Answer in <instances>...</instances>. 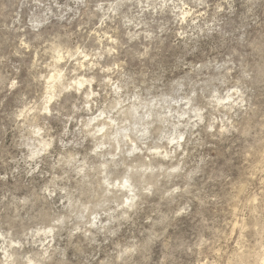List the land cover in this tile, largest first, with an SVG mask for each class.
<instances>
[{
    "label": "rangeland",
    "instance_id": "374dc122",
    "mask_svg": "<svg viewBox=\"0 0 264 264\" xmlns=\"http://www.w3.org/2000/svg\"><path fill=\"white\" fill-rule=\"evenodd\" d=\"M0 264H264V0H0Z\"/></svg>",
    "mask_w": 264,
    "mask_h": 264
}]
</instances>
